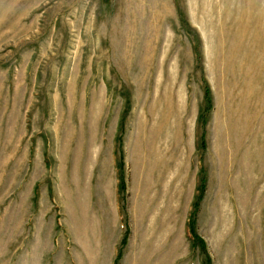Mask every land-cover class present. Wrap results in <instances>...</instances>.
Returning <instances> with one entry per match:
<instances>
[{"label": "rangeland", "instance_id": "obj_1", "mask_svg": "<svg viewBox=\"0 0 264 264\" xmlns=\"http://www.w3.org/2000/svg\"><path fill=\"white\" fill-rule=\"evenodd\" d=\"M181 196L196 260L264 264V0H0V264H121Z\"/></svg>", "mask_w": 264, "mask_h": 264}, {"label": "crops", "instance_id": "obj_2", "mask_svg": "<svg viewBox=\"0 0 264 264\" xmlns=\"http://www.w3.org/2000/svg\"><path fill=\"white\" fill-rule=\"evenodd\" d=\"M147 202L149 201H145ZM183 209L181 196L179 201L177 198L171 210L170 221L168 206L164 201L159 204L156 202L145 204L143 216L139 218L129 210L126 226L124 228L118 226L111 243L106 234L102 236L101 246H127L121 264H126L124 258L129 264V259L131 264H206L204 256L203 259L196 260L193 254L194 244L188 219L193 204L191 202L187 204L185 216ZM118 223L121 225L120 220ZM262 225L259 230L261 234L264 233V221Z\"/></svg>", "mask_w": 264, "mask_h": 264}, {"label": "trees", "instance_id": "obj_3", "mask_svg": "<svg viewBox=\"0 0 264 264\" xmlns=\"http://www.w3.org/2000/svg\"><path fill=\"white\" fill-rule=\"evenodd\" d=\"M209 93H208V91H206V93H205V100L207 101V104H208V101H209ZM192 231H193V233H194V229H193V227H192ZM195 238L196 239H198V237L195 235ZM126 244V240H124V243H123V245H125ZM206 264H211V261H210V259L207 257V262H206Z\"/></svg>", "mask_w": 264, "mask_h": 264}]
</instances>
